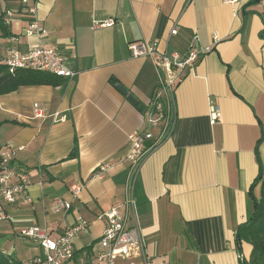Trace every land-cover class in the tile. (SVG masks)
<instances>
[{
	"label": "crops",
	"instance_id": "0c3cea01",
	"mask_svg": "<svg viewBox=\"0 0 264 264\" xmlns=\"http://www.w3.org/2000/svg\"><path fill=\"white\" fill-rule=\"evenodd\" d=\"M262 11L258 0H40V41L66 55L77 74L58 86L0 94V149L16 150L14 164L30 181V201L6 207L9 218L0 220V249L7 252L3 243L24 227L47 226L55 238L80 216L88 226L66 264H96L104 229L97 215L116 207L156 261L240 264L235 232L252 212L249 187L264 165ZM107 17L113 26L92 28V20ZM214 32L219 41L174 90L171 133L131 164L129 135L143 128L157 69L151 58L132 57L127 43L156 40L160 49L184 53L192 36L207 45ZM34 103L43 116H34ZM211 105L221 112L214 123ZM73 184L83 186L76 198ZM55 198L72 208L54 212ZM249 252L244 244L242 256Z\"/></svg>",
	"mask_w": 264,
	"mask_h": 264
},
{
	"label": "built area",
	"instance_id": "2783aa9c",
	"mask_svg": "<svg viewBox=\"0 0 264 264\" xmlns=\"http://www.w3.org/2000/svg\"><path fill=\"white\" fill-rule=\"evenodd\" d=\"M39 1L0 0V16L4 25L11 31L8 36L0 37V64L9 72L30 69L62 78H74L77 71L69 66L68 57L56 48L44 46L40 41L45 30L36 16ZM239 1L225 0L229 4ZM258 3L263 7L261 14L264 22V0H258ZM114 23L113 18L107 17L92 20L91 26L110 27ZM14 29L18 31L14 32ZM176 31V28H173L170 34H176ZM22 38L26 39L24 48L21 47ZM211 39L212 44L202 45L196 35L192 36L184 53L160 49L156 40L127 43L132 57L151 58L157 69V81L143 111V128L129 135L130 150L126 158L131 164L141 163L144 157L171 133L174 122V90L183 77L184 70H192L196 62L213 49V44L219 41L218 34L214 32ZM2 44L4 47L1 49ZM33 112L35 117L44 115L43 108L37 103L33 105ZM220 114L219 106H210L209 116L212 123L219 120ZM15 155L16 150L13 148L0 149V220L9 218L6 207L30 201L29 177L14 164ZM82 188L81 184H73L70 188L72 196L78 197ZM123 206L125 210L131 206L129 196ZM51 208L54 212L68 211L72 204L63 198H55L51 202ZM97 218L104 221V229L97 240L98 248L94 253L96 264H166L146 255L140 231L136 226H128L125 212L112 207L97 215ZM87 226L88 222L77 216L75 223L67 226L55 238L51 237L47 226L32 224L22 228L19 236L34 241L40 250L24 261V264H66L71 261L75 255L74 238ZM239 258H243L242 254Z\"/></svg>",
	"mask_w": 264,
	"mask_h": 264
},
{
	"label": "trees",
	"instance_id": "16d2710c",
	"mask_svg": "<svg viewBox=\"0 0 264 264\" xmlns=\"http://www.w3.org/2000/svg\"><path fill=\"white\" fill-rule=\"evenodd\" d=\"M10 32L0 16V37H6ZM63 80L62 77L38 70L17 69L9 72L0 64V94L26 85L58 86ZM257 186L258 193L255 194L254 189ZM249 194L253 209L246 221L240 223L236 229L235 248L241 255L242 246L250 245L248 257L240 258V264H264V165L262 164H259L258 175L249 187ZM0 264H24V261L14 258L12 254L3 253L0 249Z\"/></svg>",
	"mask_w": 264,
	"mask_h": 264
},
{
	"label": "rangeland",
	"instance_id": "374dc122",
	"mask_svg": "<svg viewBox=\"0 0 264 264\" xmlns=\"http://www.w3.org/2000/svg\"><path fill=\"white\" fill-rule=\"evenodd\" d=\"M13 241L14 246H12ZM2 246L7 252L10 251V254L12 253L14 258L25 261L28 260L33 253L38 251V245L34 241L23 237H18L14 240L8 239Z\"/></svg>",
	"mask_w": 264,
	"mask_h": 264
},
{
	"label": "water",
	"instance_id": "95a60500",
	"mask_svg": "<svg viewBox=\"0 0 264 264\" xmlns=\"http://www.w3.org/2000/svg\"><path fill=\"white\" fill-rule=\"evenodd\" d=\"M116 87L124 94L127 93V90H125L124 88H122V86L120 84H117ZM128 97L131 98V95H128Z\"/></svg>",
	"mask_w": 264,
	"mask_h": 264
}]
</instances>
